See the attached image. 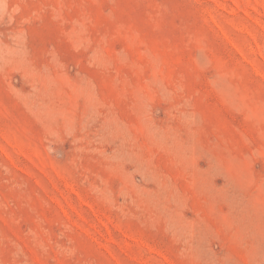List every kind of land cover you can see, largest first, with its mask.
Masks as SVG:
<instances>
[{"label":"rangeland","instance_id":"obj_1","mask_svg":"<svg viewBox=\"0 0 264 264\" xmlns=\"http://www.w3.org/2000/svg\"><path fill=\"white\" fill-rule=\"evenodd\" d=\"M0 264H264V0H0Z\"/></svg>","mask_w":264,"mask_h":264}]
</instances>
